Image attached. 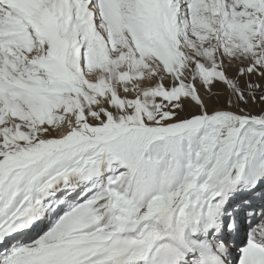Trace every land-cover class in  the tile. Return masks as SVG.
Returning a JSON list of instances; mask_svg holds the SVG:
<instances>
[{"label":"snow or ice","instance_id":"6c2138e0","mask_svg":"<svg viewBox=\"0 0 264 264\" xmlns=\"http://www.w3.org/2000/svg\"><path fill=\"white\" fill-rule=\"evenodd\" d=\"M0 264H264V0H0Z\"/></svg>","mask_w":264,"mask_h":264},{"label":"bare ground","instance_id":"6f19581e","mask_svg":"<svg viewBox=\"0 0 264 264\" xmlns=\"http://www.w3.org/2000/svg\"><path fill=\"white\" fill-rule=\"evenodd\" d=\"M255 110H258V108H257V109H255Z\"/></svg>","mask_w":264,"mask_h":264}]
</instances>
